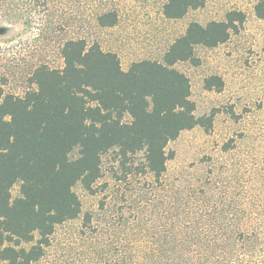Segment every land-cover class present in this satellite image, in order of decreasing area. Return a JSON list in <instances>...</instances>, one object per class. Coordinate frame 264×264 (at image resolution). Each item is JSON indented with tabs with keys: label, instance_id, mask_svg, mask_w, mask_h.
Masks as SVG:
<instances>
[{
	"label": "rangeland",
	"instance_id": "1",
	"mask_svg": "<svg viewBox=\"0 0 264 264\" xmlns=\"http://www.w3.org/2000/svg\"><path fill=\"white\" fill-rule=\"evenodd\" d=\"M255 4L207 0L170 19L164 0H0V85L20 96L33 87L38 65L63 66L66 40L97 41L127 70L137 60L162 61L191 21L223 20L233 9L246 14L226 42L196 48L199 64H176L190 78L196 116L213 114L210 129L197 125L171 141L167 151L173 156L159 180L146 171L142 151L124 165L117 150L105 154L95 191L74 187L82 213L58 225L44 256L31 264H104L124 252L171 244L188 228H212L234 217L242 223L229 229L249 227L264 249V20ZM109 11L118 21L102 26L99 16ZM213 76L222 79L220 88L206 87ZM19 194L15 185L12 195Z\"/></svg>",
	"mask_w": 264,
	"mask_h": 264
},
{
	"label": "trees",
	"instance_id": "2",
	"mask_svg": "<svg viewBox=\"0 0 264 264\" xmlns=\"http://www.w3.org/2000/svg\"><path fill=\"white\" fill-rule=\"evenodd\" d=\"M206 1L164 0L163 13L181 19ZM255 13L264 20V0H256ZM245 20L233 9L223 20L191 21L162 61L137 60L127 70L99 42L72 38L61 46L63 66L38 65L23 96L0 85L1 264H31L44 256L57 226L82 213L75 185L94 192L110 151L117 150L123 165L144 152L146 171L161 178L173 156L168 144L197 125L210 129L214 117L196 116L190 78L176 64H199L198 46L226 42ZM117 21L116 11L99 16L102 26ZM216 85H223L221 78L206 80L207 88ZM15 185L20 194L13 197ZM217 223L104 264H264L259 234L249 227L230 230L241 225L239 218Z\"/></svg>",
	"mask_w": 264,
	"mask_h": 264
}]
</instances>
